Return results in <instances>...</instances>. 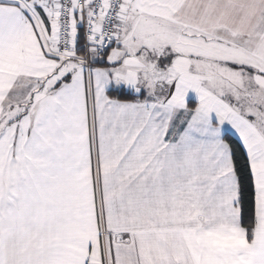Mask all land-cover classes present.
Listing matches in <instances>:
<instances>
[{
  "label": "snow or ice",
  "instance_id": "snow-or-ice-1",
  "mask_svg": "<svg viewBox=\"0 0 264 264\" xmlns=\"http://www.w3.org/2000/svg\"><path fill=\"white\" fill-rule=\"evenodd\" d=\"M0 264H264V0H0Z\"/></svg>",
  "mask_w": 264,
  "mask_h": 264
}]
</instances>
